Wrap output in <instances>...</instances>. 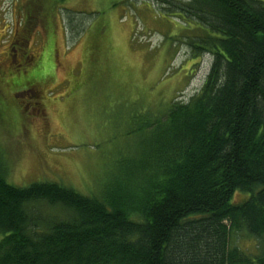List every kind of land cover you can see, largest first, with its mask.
<instances>
[{
	"label": "trees",
	"instance_id": "16d2710c",
	"mask_svg": "<svg viewBox=\"0 0 264 264\" xmlns=\"http://www.w3.org/2000/svg\"><path fill=\"white\" fill-rule=\"evenodd\" d=\"M157 1L209 32L188 42L202 88L143 119L136 160L88 195L13 185L0 154V264H264V1ZM19 58L11 89L44 83Z\"/></svg>",
	"mask_w": 264,
	"mask_h": 264
},
{
	"label": "rangeland",
	"instance_id": "374dc122",
	"mask_svg": "<svg viewBox=\"0 0 264 264\" xmlns=\"http://www.w3.org/2000/svg\"><path fill=\"white\" fill-rule=\"evenodd\" d=\"M204 33L157 0H0V154L10 182L100 191L138 157L143 119L202 88L211 58H192L188 42ZM23 53L34 57L29 77L44 83L13 91L7 77L29 66Z\"/></svg>",
	"mask_w": 264,
	"mask_h": 264
}]
</instances>
